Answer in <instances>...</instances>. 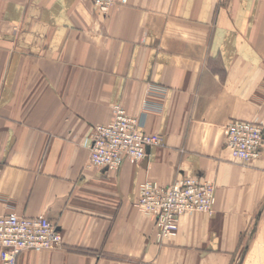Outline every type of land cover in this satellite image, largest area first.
<instances>
[{
  "label": "crops",
  "instance_id": "1",
  "mask_svg": "<svg viewBox=\"0 0 264 264\" xmlns=\"http://www.w3.org/2000/svg\"><path fill=\"white\" fill-rule=\"evenodd\" d=\"M116 104L164 142L108 170L89 136ZM233 119L264 126V0H0V215L63 237L17 264H264V142L234 159ZM182 176L215 185L216 213L160 241L139 187Z\"/></svg>",
  "mask_w": 264,
  "mask_h": 264
},
{
  "label": "built area",
  "instance_id": "2",
  "mask_svg": "<svg viewBox=\"0 0 264 264\" xmlns=\"http://www.w3.org/2000/svg\"><path fill=\"white\" fill-rule=\"evenodd\" d=\"M100 10H108L115 0H90ZM115 116L108 124L92 127L89 136L92 165L117 170L124 157L143 161L153 147L163 145L159 134L147 133L142 121L131 116L121 105L113 107ZM264 131L259 125L232 121L227 130V144L233 157L242 161L258 159L262 153ZM215 185L194 176L179 177L173 184L161 186L146 181L139 187L136 208L154 219L158 240L176 235L181 217L189 211L214 215ZM63 247V237L50 220L25 217L16 212L0 215L1 264H17L27 250H56Z\"/></svg>",
  "mask_w": 264,
  "mask_h": 264
},
{
  "label": "rangeland",
  "instance_id": "3",
  "mask_svg": "<svg viewBox=\"0 0 264 264\" xmlns=\"http://www.w3.org/2000/svg\"><path fill=\"white\" fill-rule=\"evenodd\" d=\"M90 1V0H89ZM92 3V2H91ZM114 3H115V1H114ZM93 4V3H92ZM114 5V4H113ZM112 5V6H113ZM111 6V7H112ZM99 12H102V13H107L111 8H109L108 10H100V9H98L96 6H94ZM164 92H165V90H164ZM246 121V122H250V123H253V124H256V125H259L260 127H262V129H263V131H264V126L263 125H261L260 123H258V122H256V121H252V120H246V119H233V120H231L230 121V123L232 122V121ZM230 123H228V125H227V130H228V126H229V124ZM226 142H227V133H226ZM262 142H264V137H263V141ZM262 145H263V143H262ZM227 146H228V144H227ZM229 147V146H228ZM233 156V155H232ZM261 156H262V153H261ZM260 156V157H261ZM260 157L258 158V159H260ZM234 159H236L235 157H234ZM236 160H239V159H236ZM254 160H257V159H251V160H249V161H254ZM242 161V160H241ZM246 248H248L246 245L243 247V250H242V252H245V250H246ZM261 249V250H260ZM257 252H264V247H258V251Z\"/></svg>",
  "mask_w": 264,
  "mask_h": 264
}]
</instances>
